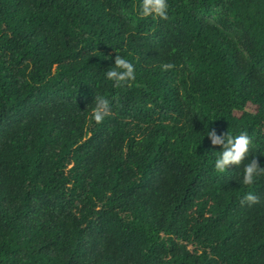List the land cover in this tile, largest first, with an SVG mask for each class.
Here are the masks:
<instances>
[{
  "label": "trees",
  "instance_id": "16d2710c",
  "mask_svg": "<svg viewBox=\"0 0 264 264\" xmlns=\"http://www.w3.org/2000/svg\"><path fill=\"white\" fill-rule=\"evenodd\" d=\"M139 2L0 0V264H264V0Z\"/></svg>",
  "mask_w": 264,
  "mask_h": 264
},
{
  "label": "clouds",
  "instance_id": "9594fccd",
  "mask_svg": "<svg viewBox=\"0 0 264 264\" xmlns=\"http://www.w3.org/2000/svg\"><path fill=\"white\" fill-rule=\"evenodd\" d=\"M168 0H140L137 15L146 19L149 17L167 19ZM104 59H108L104 57ZM168 66L165 65V68ZM104 73L107 80L112 81L116 86H121L128 81L135 79V68L127 59L115 56L114 66L107 68ZM111 111L110 101L103 96L94 98V108L92 110V119L97 123H102ZM204 135L210 141L211 146L220 147L216 158L214 159V170L218 173H225L229 166H239L248 156L250 137L247 134L232 135L227 133L217 134L213 131H206ZM264 175V167H261L255 159L245 163L242 170V183L252 185L255 181ZM258 202L257 197L248 193L241 200V204H255Z\"/></svg>",
  "mask_w": 264,
  "mask_h": 264
}]
</instances>
